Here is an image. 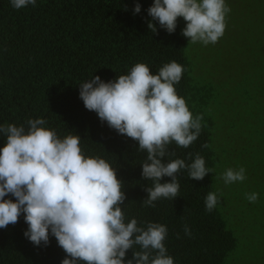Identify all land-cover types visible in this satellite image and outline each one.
I'll use <instances>...</instances> for the list:
<instances>
[{"label":"trees","instance_id":"1","mask_svg":"<svg viewBox=\"0 0 264 264\" xmlns=\"http://www.w3.org/2000/svg\"><path fill=\"white\" fill-rule=\"evenodd\" d=\"M258 1V62L252 82H247L251 97L260 98L257 114L250 119L256 124L249 132L252 135L241 136L238 114L232 120L236 124H229L227 108L220 109L217 85L200 84L192 77L180 17L174 33L169 34L158 21H152L156 33L148 28L152 18L147 9L154 0H36L35 6L19 10L13 8L11 0H0V125H23L27 131L29 119L42 118L47 122L43 127L55 129L61 139L79 135L85 157L105 159L123 183L125 223L135 218L142 227L148 222L166 225L164 244L174 264H226L237 240L218 207L206 211L205 198L209 192L219 195L224 190L222 173L228 168L239 170L236 157H248L251 175L259 170L252 161L259 160L260 152L243 155L246 151L242 154L241 148L238 150L240 139L241 147L246 140L250 148L264 140V0ZM137 3L141 11L134 13ZM172 61L185 69L174 85L178 96L186 100L193 117L202 114L203 120L198 139L187 148L172 142L168 151L174 155L166 156L163 162L179 158L191 163L199 154L212 171L203 180H195L189 178L187 169L180 170L178 196L161 198L150 207L143 204L148 196L145 188L153 186L152 180L142 177L147 152L138 150V141L119 134L106 121L101 122L95 111L86 109L79 85L94 76L114 81L129 74L137 63L147 64L155 75ZM241 118L240 125L248 120L243 114ZM6 141L0 133V148ZM235 142L237 148L233 147ZM205 143L209 146L202 147ZM160 182H171V177ZM5 199L15 201L11 194ZM185 225L190 227L191 236L185 235ZM27 229L23 213L16 224L0 228V264H61L66 253L56 238L50 234L48 245L41 242L37 246L25 237ZM134 251H141V247L129 249L125 261L132 259Z\"/></svg>","mask_w":264,"mask_h":264},{"label":"clouds","instance_id":"2","mask_svg":"<svg viewBox=\"0 0 264 264\" xmlns=\"http://www.w3.org/2000/svg\"><path fill=\"white\" fill-rule=\"evenodd\" d=\"M11 4L19 10L35 6L36 0H11ZM140 11L137 3L134 13ZM147 11L152 18L147 26L154 33L157 27L152 21L171 34L177 18L183 17L186 27L182 34L193 44L207 46L224 35L231 8L225 0H154ZM184 71L172 61L154 75L147 64L137 63L129 74L114 81L94 76L79 85L86 109L95 111L101 122L106 121L119 134L138 141V150L147 152L142 177L152 180L153 186L145 188V206L154 207L161 198L178 196L180 170L187 169L189 178L195 180H203L212 171L199 154L191 163L179 158L163 162L166 156L174 155L168 151L169 144L187 148L201 134L203 115L193 117L174 87ZM27 123V131L23 125H0V133L7 138L0 148V228L16 224L23 213L28 224L25 237L39 246L41 242L48 245L49 235L54 236L66 253L61 264H174L164 244L166 225L148 222L142 227L135 218L125 223L121 205L126 196L115 168L99 156L85 157L79 135L61 139L55 129L43 127L47 122L42 118ZM245 173L243 167L228 168L222 179L226 185L243 182ZM165 176L171 177V182L161 183ZM9 194L15 201L5 199ZM222 196V192H209L206 211L214 210ZM258 196L246 194L252 203ZM184 232L192 235L188 225ZM134 245L141 251H134L132 259L125 261Z\"/></svg>","mask_w":264,"mask_h":264},{"label":"rangeland","instance_id":"3","mask_svg":"<svg viewBox=\"0 0 264 264\" xmlns=\"http://www.w3.org/2000/svg\"><path fill=\"white\" fill-rule=\"evenodd\" d=\"M257 2L259 1L225 0L231 12L226 15L227 26L224 35L217 43L207 46L201 42L193 44L187 38L185 47L192 77L200 84L217 85L214 86L221 94L220 109L227 108L225 116H230V125L236 124V120L234 123L232 120L237 114L240 115L237 125L242 126L239 133L243 137L252 135L249 132L253 131L256 124L250 119L252 115L257 114L260 101V98L251 97V89L247 86V82H252L255 76L258 62L255 57L258 53ZM182 18H179L183 21L181 30L186 27V21ZM242 114L247 116L248 120L240 125L243 121ZM245 141L241 147L240 139L238 150L241 148L239 152L242 151V154L246 151L243 155L249 151L260 152L259 160L253 158L252 161L257 164L256 169L259 170H253L251 175L248 171V157L242 159L243 163L236 157L235 165L238 169L245 168L247 178L243 182L237 181L222 187L223 196L217 207L237 240L236 249L230 253L226 264H264V140L254 148L247 146ZM233 147L237 148L238 142H235ZM251 193L259 194L254 203L246 198V194Z\"/></svg>","mask_w":264,"mask_h":264}]
</instances>
